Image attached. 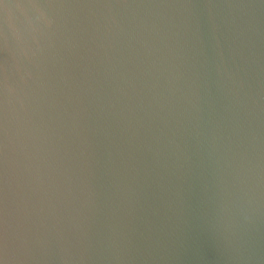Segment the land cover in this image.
<instances>
[{"label":"water","instance_id":"obj_1","mask_svg":"<svg viewBox=\"0 0 264 264\" xmlns=\"http://www.w3.org/2000/svg\"><path fill=\"white\" fill-rule=\"evenodd\" d=\"M0 264H264V0H0Z\"/></svg>","mask_w":264,"mask_h":264}]
</instances>
